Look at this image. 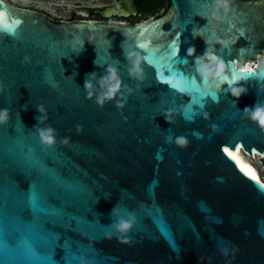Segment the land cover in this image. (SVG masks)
Returning <instances> with one entry per match:
<instances>
[{
	"label": "water",
	"instance_id": "obj_1",
	"mask_svg": "<svg viewBox=\"0 0 264 264\" xmlns=\"http://www.w3.org/2000/svg\"><path fill=\"white\" fill-rule=\"evenodd\" d=\"M169 1L163 16L130 24L57 20L0 0L6 23L22 21L18 34L0 32V108L11 110L9 122L0 125V264H264V191L257 187L264 177L255 164L264 165V129L243 113L257 101L264 104V81L232 85L247 88L239 99L228 81L218 101L203 97L201 107L193 103L198 93L179 82L173 88L167 81L179 77L161 78L159 65L144 60L146 79H134L124 54L135 50L144 58L136 46L140 41L164 52L179 34V57L188 63L175 65V71L197 76L200 87L188 49L202 55L208 45L214 47L227 70L228 61L237 71L258 61L264 51V0H232L235 17L230 12V23L211 22L212 27L211 9L205 14L201 3L213 0ZM128 7L134 12H125ZM136 12L132 2L101 14L109 19ZM232 24L245 35L238 36ZM232 35L235 43L221 52L217 38ZM109 65L118 68L122 95L116 100L126 98L123 108L116 100L101 108L84 89L88 74L102 77ZM186 105L195 113L192 121L179 111ZM170 109L178 110L171 124L164 116ZM40 115L46 117L40 127L57 130L54 149L40 142ZM178 136L188 139L187 147L175 144ZM63 137L70 138L67 145ZM237 146L239 160L258 180L226 154L225 148L236 153ZM116 205L125 218L129 212L136 216L129 243L115 233L107 236Z\"/></svg>",
	"mask_w": 264,
	"mask_h": 264
},
{
	"label": "clouds",
	"instance_id": "obj_2",
	"mask_svg": "<svg viewBox=\"0 0 264 264\" xmlns=\"http://www.w3.org/2000/svg\"><path fill=\"white\" fill-rule=\"evenodd\" d=\"M232 0H214L211 11L208 13V18L210 22H224L230 23L229 13H232V16L235 17V9L231 7ZM203 38L202 35H197ZM206 41V40H205ZM92 43L91 40H89ZM220 45V51L230 49L234 42L217 38L216 41ZM207 43V41H206ZM208 45V43H207ZM81 46L83 49V42H81ZM124 54L126 59L128 60L130 67L129 73L130 75L136 79L137 81H144L146 79V75L144 72V68L142 67V62H144V58L141 57L140 53L135 50H124ZM188 56L193 57L195 60L194 68L195 72L199 75L201 80L200 86V94L203 97H211L214 101H218L219 96L218 92L222 88L223 84L228 82V70L226 69V62L222 55H217L214 47L206 48V51L202 55H196L195 47H190L188 49ZM30 58L25 57L24 63H29ZM119 63V61L117 62ZM257 69H261L260 64H256L253 66L252 64H245L242 67H239V72H254ZM264 71V69H261ZM95 81V83H94ZM238 82V81H237ZM236 82V83H237ZM235 83V84H236ZM234 84V85H235ZM97 85L99 86V92L97 93ZM139 86V85H138ZM121 79L118 74V68L112 65H109L106 69V74L102 77H97L96 73L88 74L85 79L84 89L87 94L88 99L95 98V102L103 108L106 101L116 100L118 94H121ZM230 93L233 97L239 99L242 95L247 94V88L243 86H231L229 87ZM128 94H132V89L128 88ZM4 86L0 83V94H3ZM124 103H126V98H124V102L120 100H116L117 107L123 108ZM203 107V106H201ZM37 109L39 113H44L45 109L43 105H38ZM177 109H170L164 113L165 119L168 123H173L172 114L177 112ZM183 115V118L187 121L194 120L195 113L191 107V105L183 106L182 109L179 110ZM243 113L251 119L253 122L257 123L261 129H264V104H261L257 101V103L252 107H246L243 110ZM11 115V110L9 108H0V125H5L9 122ZM208 117V113H204V118ZM38 120V125L36 127V131L38 132L40 142L43 146L48 149H54V146L57 143V130L53 128L50 124L46 127H40L39 125L42 123L43 119H46L45 116L36 117ZM215 129V126H213ZM82 129V126L77 125L78 132ZM194 135L200 136L199 133H194ZM69 137H63L61 139V143L67 145L69 143ZM175 144L181 148H185L188 146L189 141L184 136H178L175 138ZM34 154V149H29V155ZM98 202V201H97ZM112 223L108 225L112 229L111 232L107 233L108 238H112L115 233L116 238L121 243H129L130 237L129 233L133 229L136 223V216L134 212H129L127 218L119 214V208L116 205L111 212ZM228 248H222L221 252L223 255L228 254Z\"/></svg>",
	"mask_w": 264,
	"mask_h": 264
},
{
	"label": "snow or ice",
	"instance_id": "obj_3",
	"mask_svg": "<svg viewBox=\"0 0 264 264\" xmlns=\"http://www.w3.org/2000/svg\"><path fill=\"white\" fill-rule=\"evenodd\" d=\"M214 2V0H213ZM213 3H201V7L205 8V14H207V11L212 8ZM6 14L3 11H0V32H5L11 35L18 34V30L20 28V25L22 24V21L19 19H16L14 21L6 23ZM208 26L212 27L210 20L208 21ZM231 28L236 30V33L238 36H244L245 31L244 29H236V25L232 24ZM162 35L163 33H159ZM141 36L144 35L143 32L140 34ZM193 35H202L200 32H198L196 29L193 30ZM237 35H232L228 37V40L235 43L237 39ZM213 36L216 37V33L213 32ZM180 39L179 34L176 35V37L173 38L172 41H170L165 46V51L161 52L159 48L151 47L150 42H144L140 41L137 42V48L142 50L144 52V60L147 66H157L159 65L164 71H158L157 74L161 76V78H164L165 75L167 76H178L179 81L176 80H168L167 82L175 88L177 85V82L183 83L186 88L192 92L198 93L197 99L193 100V103L202 104L200 103L203 99V96L200 94V87L198 86V77L195 75H185L183 73H176L175 71V65L177 64H187L188 61L186 59H181L179 57V49H180ZM208 43V41H207ZM258 78L262 81H264V71H254V72H239L236 70L235 62L234 61H228V81L230 84V87L234 85L237 81L242 80H248ZM184 90V89H182ZM239 151V146H237L236 153L229 151L227 148H225L226 154L233 159L237 166L240 167L241 171L244 172L246 175L251 177L254 181L258 180L255 170L252 169L250 166L243 164L237 155ZM257 187L261 189V191H264V185L257 183ZM31 202L33 205H35L38 201V194L33 192L30 197ZM49 264H52V261H49Z\"/></svg>",
	"mask_w": 264,
	"mask_h": 264
},
{
	"label": "flooded vegetation",
	"instance_id": "obj_4",
	"mask_svg": "<svg viewBox=\"0 0 264 264\" xmlns=\"http://www.w3.org/2000/svg\"><path fill=\"white\" fill-rule=\"evenodd\" d=\"M15 6L24 7L35 11L46 12L43 8L50 9L54 14L58 15L55 19L63 21H79V20H90V21H113V22H126L133 23V20L141 18L139 14L136 0H61L50 5L51 0H7ZM239 1H254V0H239ZM134 2L137 6V12L135 15H129L127 17L112 16L106 19L102 16V12L107 9L114 7L118 4L132 3ZM125 12H134L133 7H128ZM51 17V13H48ZM54 18V17H53Z\"/></svg>",
	"mask_w": 264,
	"mask_h": 264
},
{
	"label": "trees",
	"instance_id": "obj_5",
	"mask_svg": "<svg viewBox=\"0 0 264 264\" xmlns=\"http://www.w3.org/2000/svg\"><path fill=\"white\" fill-rule=\"evenodd\" d=\"M139 14L142 17H161L167 13L170 5L169 0H136Z\"/></svg>",
	"mask_w": 264,
	"mask_h": 264
},
{
	"label": "built area",
	"instance_id": "obj_6",
	"mask_svg": "<svg viewBox=\"0 0 264 264\" xmlns=\"http://www.w3.org/2000/svg\"><path fill=\"white\" fill-rule=\"evenodd\" d=\"M58 1H61V0H57L56 2H58ZM54 3H55V1H54V0H51L50 5H52V4H54ZM40 7H42V9H45L47 14H48V13H51V15H53L54 18L58 17V15L54 14L50 9L43 8V6H41V5H40ZM263 62H264V51H263V53H262L261 58L258 59V61H256V62H247V63H245V64H252L253 66H255L256 64H261V63H263ZM241 66H242V65H240L239 67H241Z\"/></svg>",
	"mask_w": 264,
	"mask_h": 264
},
{
	"label": "rangeland",
	"instance_id": "obj_7",
	"mask_svg": "<svg viewBox=\"0 0 264 264\" xmlns=\"http://www.w3.org/2000/svg\"><path fill=\"white\" fill-rule=\"evenodd\" d=\"M150 16H145V17H142V18H139L137 20H133L132 22L133 23H138V22H141L143 20H146V19H149ZM255 164H256V168L259 170V173L262 177H264V165H261L258 160L255 161Z\"/></svg>",
	"mask_w": 264,
	"mask_h": 264
},
{
	"label": "bare ground",
	"instance_id": "obj_8",
	"mask_svg": "<svg viewBox=\"0 0 264 264\" xmlns=\"http://www.w3.org/2000/svg\"><path fill=\"white\" fill-rule=\"evenodd\" d=\"M40 8H42V7H40ZM244 65H245V64H243L242 66H244ZM242 66H241V67H242ZM256 169H257V168H256ZM257 171H258V173H259V170H258V169H257ZM259 174H260V173H259Z\"/></svg>",
	"mask_w": 264,
	"mask_h": 264
}]
</instances>
